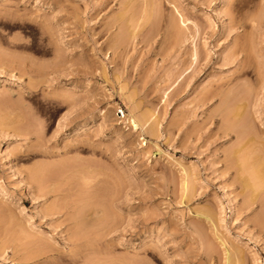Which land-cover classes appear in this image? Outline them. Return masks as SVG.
<instances>
[{"label": "rangeland", "instance_id": "obj_1", "mask_svg": "<svg viewBox=\"0 0 264 264\" xmlns=\"http://www.w3.org/2000/svg\"><path fill=\"white\" fill-rule=\"evenodd\" d=\"M47 263L264 264V0H0V264Z\"/></svg>", "mask_w": 264, "mask_h": 264}, {"label": "bare ground", "instance_id": "obj_2", "mask_svg": "<svg viewBox=\"0 0 264 264\" xmlns=\"http://www.w3.org/2000/svg\"><path fill=\"white\" fill-rule=\"evenodd\" d=\"M231 15H232V14H231ZM231 18H232V17H231ZM231 18H230V19H231ZM113 21H114V20H113ZM183 22H184V21H183ZM176 23H177V22H176ZM176 23H175V26H177ZM181 23H182V21H181ZM172 24H173V22H172ZM111 25H112V24H111ZM169 25H170V24H169ZM179 25H180V23H179ZM173 26H174V25H173ZM178 27H179V26H178ZM174 28H176V27H174ZM181 29H182V28H180V30H181ZM177 30H178V29H177ZM183 31H184V30H183ZM185 32H186V31H185ZM173 33H174V32H173ZM175 34H176V33H175ZM175 34H174V35H175ZM182 34H183V32H182ZM185 34H186V33H185ZM183 35H184V34H183ZM177 36H178V38H179V35H177ZM187 36H188V35H187ZM118 38H119V37H118ZM174 38H175V36H174ZM182 38H184V37H182ZM180 39H181V38H180ZM184 39H185V38H184ZM116 40H117V39L115 38V41H116ZM181 40H182V39H181ZM177 41H178V39H177ZM185 41H186V40H185ZM179 42H180V40H179ZM181 42L184 43L183 41H181ZM109 43H111V41H110ZM109 43H108V44H109ZM113 43H114V42H113ZM116 43H117V42H116ZM180 44H181V43H180ZM113 45H115V44H113ZM185 46H186V45H185ZM112 47H113V46H112ZM114 47H115V46H114ZM193 52H194V51H193ZM192 60H194V58H192ZM241 60H243V59H241ZM243 61H244V60H243ZM192 62H193V61H192ZM245 62H246V61H245ZM189 63H191V62H189ZM240 63H241V62H240ZM242 64H243V62H242L241 64H239V69H240V68L243 69V67L245 68V65L243 66ZM237 65H238V64H237ZM239 71H240V70H239ZM241 71H242V70H241ZM239 73H240V72H239ZM29 74H30V73H29ZM235 90H236V89H235ZM31 92H32V91H31ZM237 92H238V91H237ZM232 95H233V94H232ZM235 96H236V95H235ZM234 98H235V97H234ZM48 100H49V98H48ZM232 100H233V99H232ZM62 101H63V100H62ZM53 102H54V101H53ZM59 102H60V101H59ZM63 102H64V101H63ZM51 103H52V102H51ZM68 103H69V102H68ZM225 103H226V102H225ZM56 104H58V103H56ZM60 104H61V102H60ZM229 104H230V103H228V105H229ZM234 106H235V105H234ZM237 106H238V105H237ZM222 108H224V107H222ZM226 108H227V106H226ZM226 108H225V110L227 111ZM230 108H231V107H230ZM230 108H229V109H230ZM233 109H234V108H233ZM238 109H239V108H238ZM232 112H233V111H232ZM236 112H237V111H236ZM238 112H239V111H238ZM235 115H236V114H235ZM227 116H228V115H227ZM36 117H37V116H36ZM225 118H226V117H225ZM229 118H231V115H230ZM229 118H228V120H230ZM239 119H240V118H239ZM38 120H39V119H38ZM233 120H234V118H233ZM237 120H238V118H237ZM241 120H242V118H241ZM241 120H240V121H241ZM240 121H238V124H237V125H232V126H237V127H238V126H239V123H241V125H242V122H240ZM87 122H88V123H87ZM87 122H86V123H83V124H81V125H79V128H78V129L76 128V129H77L78 131H80V132L83 131V130L89 125V121H87ZM230 122L233 123V121H230ZM230 122L227 123V124H229V126H230ZM225 123H226V122H225ZM41 124H43V123H41ZM235 124H236V123H235ZM244 125H246V124H244ZM41 126H42V125H41ZM39 127H40V126H39ZM77 127H78V126H77ZM240 127H241V126H239L238 128H240ZM245 127H247V125H246ZM245 127H244V128H245ZM228 128H230V127H228ZM232 128H233V127H232ZM232 128H231V129H232ZM242 128H243V126H242ZM77 130H76V131H77ZM78 131H77V133H78ZM30 132H31V130H30ZM224 133H225V132H224ZM234 133H235V132H234ZM245 133H246L245 131H244V132H241L240 135H241V134L246 135ZM26 134H27V133H26ZM249 134H250V133H249ZM249 134H248V135H249ZM244 135H243V136H244ZM235 137H237L238 140H239L238 135L235 136ZM244 137H245V136H244ZM246 137H247V136H246ZM253 137H254V136H253ZM237 138H236V139H237ZM242 138H243V137L240 138V140H239V144H240V142L244 139V138H243V139H242ZM247 139H248V138H247ZM251 139H252V138H251ZM243 141H244V140H243ZM243 141H242V143H245V141H244V142H243ZM235 142H236V141H235ZM242 143H241V144H242ZM249 144H250V143H249ZM237 145H238V144H237ZM242 146H243V145H242ZM244 146H245V145H244ZM247 146H248V145H247ZM235 147H236V146H235ZM237 148H239V146H237ZM249 148H250V147H249ZM239 149H240V148H239ZM242 149H243V148H242ZM240 151H241V150H240ZM240 151H238V152L240 153ZM243 151H244V150H243ZM245 151H246V150H245ZM234 154H236V153H234ZM246 154H247V153H246ZM247 155H248V154H247ZM251 155H252V152H251ZM236 156H237V154H236ZM238 156H239V155H238ZM241 156H242V155H241ZM249 156H250V155H249ZM252 156H253V155H252ZM250 157H251V156H250ZM238 158H239V157H238ZM245 158H246V157H245ZM247 159H250V158L248 157ZM238 160H240V159H238ZM242 160H243V162H242V164H243V163H244V158H243ZM245 160H246V159H245ZM250 160H252V159H250ZM254 160H255V159H254ZM247 161H248V160H247ZM250 162H251V161H250ZM236 163L238 164V162H236ZM48 164H49V163H48ZM237 164H236V165H237ZM239 164H240V163H239ZM247 164H251V163H247ZM258 164H259V163H258ZM46 165H47V164H46ZM49 165H50V164H49ZM245 165H246V164H245ZM41 166H42V165H41ZM51 166H52V163H51ZM237 166H238V165H237ZM242 166L245 167L244 165H242ZM252 166H253V165H252ZM252 166H251V168H252ZM255 166H256V164H255ZM43 167H44V166H42V168H43ZM48 167H49V166H48ZM243 167H242V168H243ZM246 167H250V165H248V166H246ZM246 167L244 168L245 171L247 170ZM36 168H37V167H36ZM38 168H39V167H38ZM42 168H41V170H42ZM46 168H47V167H46ZM237 168L239 169V166H238ZM253 168H254V167H253ZM43 169H44V168H43ZM47 169H48V168H47ZM238 169H237V170H238ZM31 170H32V169H31ZM44 170H45V169H44ZM240 170H241V169H240ZM248 170H249V169H248ZM250 170H251V169H250ZM251 171H252V170H251ZM251 171H249L250 174L252 173ZM36 172H37V171H36ZM44 172H45V171H44ZM237 172H238V171H237ZM243 172H244V170H242V175H243ZM32 173H33V172H31V174H32ZM245 173H246V175H247L248 172H245ZM255 173H256V172H255ZM255 173H254V174H255ZM259 173H260V171H259ZM34 174H35V173H34ZM39 174L41 175V173H39ZM39 174H38V172H37V176H38ZM43 174H44V173H43ZM240 174H241V172H240ZM248 174H249V173H248ZM260 174H261V173H260ZM31 176H33V174H32ZM31 176L29 175V177H31ZM34 176H35V175H34ZM34 176H33L32 178H34ZM92 176H93V175H92ZM239 176H240V175H239ZM247 176H248V175H247ZM259 176H260V175H259ZM38 177H39V176H38ZM42 177H43V175H42ZM42 177H41V178H42ZM87 177H88V176H87ZM245 177H246V176H245ZM249 177H250V176H249ZM249 177H248V178H249ZM256 177L258 178V173H257V176H256ZM32 178H31V179H32ZM41 178H38V179H41ZM239 178H240V179H243L242 176L239 177ZM43 179H44V178H43ZM43 179H41V180H43ZM36 180H37V179H36ZM41 180H40V181H41ZM238 180H239V179H238ZM244 180H245V179H244ZM246 180H247V179H246ZM248 180H249V179H248ZM32 181H33V180H32ZM38 181H39V180H38ZM56 182H57V181H56ZM56 182H55V183H56ZM240 182H241V181H240ZM245 182H246V181H245ZM249 184L251 185V183H249ZM41 185H42V184H41ZM41 185H40V186H41ZM250 185H249V186H250ZM252 185H253V184H252ZM37 186H38V185H37ZM243 186H244V185H243ZM43 188H44V187H43ZM245 188H246V187H244V189H245ZM51 189H52V188H51ZM55 189H56V188H55ZM47 190H49V189H47ZM47 190H46V191H47ZM60 190H61V189H60ZM37 191H39V190H37ZM42 191H43V190H42ZM53 191H55V190H53ZM57 191H59V190H57ZM242 191H243V190H242ZM39 192H40V191H39ZM39 192H38V193H39ZM44 192H45V191H44ZM42 193H43V192H42ZM42 193H41V195H42ZM39 196H40V194H39ZM248 198H249V197H248ZM244 200H245V199H244ZM246 200H247V198H246ZM253 200H254V199H253ZM87 204H88V203H87ZM91 204H92V203H91ZM91 204H90V205H91ZM94 204H95V203H94ZM247 204H248V202H247ZM79 206H83V205H82V204H81V205L79 204ZM97 206H98V205H97ZM241 206H242V205H241ZM245 206H246V205H245ZM245 206H244V207H245ZM247 206H248V205H247ZM92 207H93V206H92ZM70 208H72V207H70ZM241 208H242V207H241ZM85 209H86V208H85ZM85 209H84L83 211H85ZM92 209H93V208H92ZM242 209H243V208H242ZM56 210H57V209H56ZM60 210H61V209H60ZM52 211H53V209H52ZM53 212H54V211H53ZM56 212L58 213V211H56ZM93 212H94V209H93ZM98 212H99V211H98ZM200 212H201V211H200ZM203 212H204V211H203ZM46 213H47V212H46ZM73 213H74V212H73ZM73 213H72V215H73ZM76 213L79 214L78 212H76ZM80 213H81V212H80ZM95 213H96V212H95ZM201 213H202V212H201ZM47 214H48V213H47ZM51 214H52V213H51ZM52 215H53V214H52ZM80 215H81V214H80ZM199 215H200V213H199ZM202 215H203V214H202ZM205 215H206V213H204V216H205ZM74 217H75V216H74ZM209 217H210V216H209ZM212 217H213V216H212ZM77 218H78V217H76V219H77ZM95 218H96V217H95ZM95 218H93V220H94ZM215 218H216V217H215ZM86 219H87V218H86ZM101 219H103V218H101ZM74 220H75V219H74ZM95 220H96V219H95ZM82 221H83V220H82ZM82 221H81V222H82ZM86 221H87V220H85V223H86ZM98 221H99V220H98ZM100 221H101V220H100ZM103 221H104V219H103ZM211 221H212V219H211ZM257 221H258V219H257ZM88 222H89V221H88ZM94 222H95V221H94ZM94 222H93V223H94ZM96 222H97V221H96ZM74 223H75V222H74ZM82 223H84V222H82ZM79 224H80V222H79ZM76 226L78 227V225H76ZM80 226H81V225H80ZM81 228H82V227H81ZM74 229H75V228H74ZM77 234H78V233H77ZM81 234H82V233H81ZM73 235H74V234H73ZM79 235H80V234H79ZM30 240H31V239H30ZM30 240H29V241H30ZM78 240H79V239H78ZM26 241H27V240H26ZM34 241H35V240H34ZM71 241H72V243L75 242V241L73 242V240H71ZM17 242H18V241H17ZM35 242H36V241H35ZM8 243H9V242H8ZM12 243H13V242H12ZM25 243H27V242H25ZM29 243H33V242H29ZM40 243H41V242H40ZM78 243H79V242H78ZM143 243H144V242H143ZM23 244H24V243H23ZM37 244H39V243L37 242ZM19 245H20V244H19ZM30 245H31V244H30ZM32 245H33V244H32ZM34 246H35V244H34ZM41 246H42V245H41ZM43 246H44V245H43ZM51 246H52V245H51ZM75 246H77V245H75ZM25 247H26V246H25ZM27 247H28V246H27ZM79 247H80V246H79ZM16 248H17V247H16ZM32 248H33V247H31V251H32ZM39 248H40V247H39ZM47 248L50 249V247H48V245H47ZM47 248H45V249H47ZM51 248H52V247H51ZM4 249H5V248H4ZM12 249H13V248H12ZM34 249H37V246H36ZM43 249H44V248L42 247V250H43ZM45 249H44V251H45ZM23 250H24V249H23ZM26 250H27V249H26ZM47 250H48V249H47ZM47 250H46V252H47ZM51 250L53 251V249H51ZM51 250H50V252H51ZM34 251H37V250H34ZM38 251H39V250H38ZM77 251H78V250H77ZM17 252H18V251H17ZM28 252H29V251H28ZM22 253H23V252H22ZM31 253H32V252H31ZM37 253L40 254V252H37ZM229 253H231V252H229ZM15 254H16V251H15ZM26 254H27V253H26ZM32 254H33V253H32ZM34 254H35V252H34ZM41 254H43V252H41ZM231 254H232V253H231ZM72 255H74V254H72ZM226 255H227V254H226ZM22 256H23L24 258H26V257L28 256L29 260L32 259V257L29 256V255H27V256L22 255ZM34 256H36V255H33V258H34ZM38 256H39V255H38ZM51 256H53V255H51ZM234 256H235V255H234ZM19 257H20V256H19ZM36 257H37V256H36ZM36 257H35V258H36ZM47 257H48V256H47ZM70 257H71V256H70ZM231 257H232V256H231ZM44 258H45V257H44ZM52 258H53V257H52ZM54 258H55V257H54ZM58 258H59V256H58ZM58 258H57V259H58ZM62 258H63V257H62ZM226 259H227V258H226ZM228 259H230V257H229ZM228 259H227V260H228ZM25 260H26V259H25ZM41 260H42V258H41ZM64 260H66V259H64ZM231 260H232V259H231ZM235 260H236V258H235ZM71 261H72V259H71ZM24 262H25V261H24ZM20 263H21V262H20ZM33 263H34V262H33ZM72 263H74V260H73ZM47 264H48V263H47ZM60 264H61V263H60ZM69 264H71V263H69Z\"/></svg>", "mask_w": 264, "mask_h": 264}]
</instances>
